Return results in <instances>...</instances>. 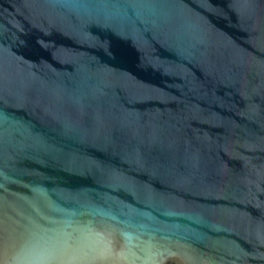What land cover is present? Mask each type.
Returning <instances> with one entry per match:
<instances>
[{"label": "water", "instance_id": "1", "mask_svg": "<svg viewBox=\"0 0 264 264\" xmlns=\"http://www.w3.org/2000/svg\"><path fill=\"white\" fill-rule=\"evenodd\" d=\"M0 264H264V0H0Z\"/></svg>", "mask_w": 264, "mask_h": 264}]
</instances>
